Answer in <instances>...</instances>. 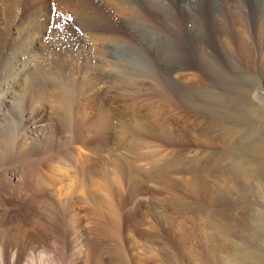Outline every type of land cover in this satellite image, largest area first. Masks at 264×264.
Wrapping results in <instances>:
<instances>
[{"label": "rangeland", "instance_id": "1", "mask_svg": "<svg viewBox=\"0 0 264 264\" xmlns=\"http://www.w3.org/2000/svg\"><path fill=\"white\" fill-rule=\"evenodd\" d=\"M77 1L0 0V75L13 70L4 57L27 43L40 6L46 23L55 12L89 23V3ZM136 21L155 44L157 27ZM39 43L28 84L13 78L0 101V264H264V104L216 113L188 80L179 96L190 105L151 90L140 102L93 100L68 71L77 51L49 61ZM60 67L77 82L70 108L54 87L34 89ZM239 80L229 104L250 88Z\"/></svg>", "mask_w": 264, "mask_h": 264}, {"label": "bare ground", "instance_id": "2", "mask_svg": "<svg viewBox=\"0 0 264 264\" xmlns=\"http://www.w3.org/2000/svg\"><path fill=\"white\" fill-rule=\"evenodd\" d=\"M19 1L11 0L16 5ZM85 1L90 5L91 20L82 26L76 19L69 21L56 12L53 22L46 23L43 17L47 14V5L35 9V20L29 23L30 30L26 34L27 43L4 57L5 61L13 63V70L9 73L1 70L0 86L5 88L0 89V101L17 84L12 83L13 78L22 76L24 84H28L30 78L26 74L34 68L26 67V59L39 38L49 61L65 55L61 53L63 51L75 50L73 55L77 51L76 57L81 62L73 63L75 68L68 71H74L73 76L78 73L83 76L93 100L109 104L140 102L147 98L149 90L152 91L151 98H165L166 93H170L179 100L180 90L188 91L184 85L188 80L195 81L200 92H205L199 96L206 104L205 109H215L216 113L227 106L236 110L240 102L247 103L250 99L264 104V0H216L215 5L211 4L212 0ZM130 19L157 27L159 40L150 44L143 39L137 28L129 26ZM45 23L49 26L48 31H45ZM190 23L189 30L187 25ZM78 34L84 35L85 39ZM60 36L67 37H64L66 41ZM66 66L70 67V64ZM65 68H49L44 76L47 84L39 88L34 85V89L43 92L54 87L65 99V106L70 108L69 89L77 82H72L69 72L64 73ZM46 75H53V81ZM241 78L249 80L250 88L229 104V91L235 89L237 82H243L239 80ZM215 88L220 91L216 92L218 89ZM181 101L189 103L182 97ZM103 112L109 114V109ZM25 115L22 120H33L32 114Z\"/></svg>", "mask_w": 264, "mask_h": 264}]
</instances>
